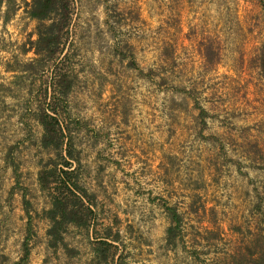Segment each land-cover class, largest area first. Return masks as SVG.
I'll return each instance as SVG.
<instances>
[{
	"label": "rangeland",
	"instance_id": "374dc122",
	"mask_svg": "<svg viewBox=\"0 0 264 264\" xmlns=\"http://www.w3.org/2000/svg\"><path fill=\"white\" fill-rule=\"evenodd\" d=\"M64 1L35 52L31 0H0V264H264L262 0ZM54 164L84 223L51 217Z\"/></svg>",
	"mask_w": 264,
	"mask_h": 264
},
{
	"label": "trees",
	"instance_id": "16d2710c",
	"mask_svg": "<svg viewBox=\"0 0 264 264\" xmlns=\"http://www.w3.org/2000/svg\"><path fill=\"white\" fill-rule=\"evenodd\" d=\"M262 5L264 7V0H262ZM66 7L68 8L67 3L64 0H31L28 9L29 15L39 21V27L41 25L46 26L45 31L41 30L40 28L37 31L38 36L34 41L35 52H40V50H43L44 48L50 51L54 50L51 47L52 41H54L56 38L54 34V28L56 27L59 29L62 25L66 23V20L69 15V12ZM49 18H51V21L48 24H45L44 20ZM204 111V108L201 107V115L204 114ZM39 117L44 129L42 137L43 143L47 144L49 142H53L55 144V147H62V145L64 144L63 132L62 127L58 124L57 117L45 110H42L40 112ZM69 145L70 142L66 141L65 150L68 152L69 155H71L69 151ZM63 163L67 165L70 163V161L64 159ZM67 172L68 169L63 168V166L58 168L55 164L50 169L42 167L41 169H39L38 172V181L41 187H47L51 189V207L49 211L51 212V217L53 218V220L57 222L58 227L61 226V223L64 220H70L76 223H84L85 221H87V218L79 216L80 207L85 206L88 210H90L89 204L85 203L82 196L73 191L71 184H73V187H76L77 189H81V187L78 186L76 182L70 181V178H68L67 176ZM50 175L54 176L50 178ZM50 183H52L51 186ZM23 199L24 202L27 203V199L24 198V195ZM167 207L171 212L172 219L176 223H178L179 216L176 210L172 206ZM26 211L28 213L27 209ZM56 225H53V228H56L57 230ZM28 226H30V219L28 220ZM173 227L175 226L169 225L168 229L172 230ZM28 254L29 245L28 240L25 239L23 242V254L20 259L14 264L26 263L28 259Z\"/></svg>",
	"mask_w": 264,
	"mask_h": 264
}]
</instances>
